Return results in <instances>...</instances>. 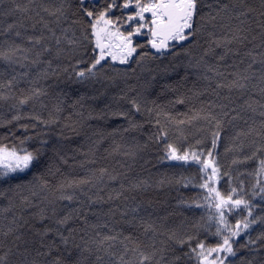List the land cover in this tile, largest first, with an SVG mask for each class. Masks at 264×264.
I'll return each mask as SVG.
<instances>
[{"label":"trees","instance_id":"16d2710c","mask_svg":"<svg viewBox=\"0 0 264 264\" xmlns=\"http://www.w3.org/2000/svg\"><path fill=\"white\" fill-rule=\"evenodd\" d=\"M246 2L260 10V0ZM111 3L84 0L83 8L95 16ZM206 4L212 9L203 11L215 15L216 0ZM223 4L228 11L202 22L194 40L160 55L147 35L134 37V45L145 47L127 64L106 56L89 76L86 70L99 50L93 52V18L84 15L79 0H65L59 17L43 8L60 7V0H0V51L18 49L12 62L0 59V95L6 97L0 99V148L41 149L30 169L0 177V256L11 249L9 264H52L57 258L65 264H119L120 255L132 258L125 245L154 250L150 264H172L177 256V264H196L194 256L184 255L189 247L169 237L174 232L185 240L194 237L192 246L196 240L215 246L222 240L212 235L217 222L209 217L216 210L199 187L206 175L201 166L167 159L168 144L179 154L202 152L201 159L211 150L220 168L211 186L225 195L236 188L234 199L251 200L257 205L253 216L264 215V201L252 195L254 186L259 191L264 185V173L257 174L264 159V37L259 16L241 25L233 11L240 8L238 0H220ZM18 5L29 10L18 11ZM133 11L114 7L106 18L126 35L130 29L123 21ZM80 71L85 78L76 75ZM36 89L42 94L19 104ZM209 115L221 121L219 129L205 119ZM215 131L220 138L212 149ZM254 152V159L245 160ZM226 215L234 225L247 212ZM149 225L155 230L146 232ZM262 232L264 224L253 225L234 238L233 247ZM248 261L264 264L259 242L241 248L226 264Z\"/></svg>","mask_w":264,"mask_h":264},{"label":"snow or ice","instance_id":"6c2138e0","mask_svg":"<svg viewBox=\"0 0 264 264\" xmlns=\"http://www.w3.org/2000/svg\"><path fill=\"white\" fill-rule=\"evenodd\" d=\"M32 0H29L31 3ZM65 0H60V7H48L43 8L44 12L49 13L53 16H62L64 12L63 4ZM81 4V11L87 17H92L93 19L89 21L91 35L95 37V47L93 52L97 49L99 50V55L94 57V62L87 71V75H95L94 69L98 65H101V61H104L106 56H110L111 60H119L121 64H127L129 59L133 57V54H137V49H143L145 45L143 44H133V38L137 36L147 35V43L152 49L156 50V53L164 55L166 50L174 48L177 44L181 42H187L189 40H194L196 35L201 31L202 22L207 20L211 22L220 15L221 12H226L229 9L228 4L220 5V0H216L218 8L216 14L213 15L211 11L205 13L203 11L204 7L207 6L212 9L211 4H206V0H125L123 4L118 5L116 0H112L111 4L106 5L105 11L100 12L98 15L94 16L93 11H88L83 8L84 0H79ZM240 5L239 10L233 8V11L237 12L236 18L240 20L241 25L248 23V18L253 17L252 22H257L255 20V15L260 17L257 22V26L261 29V36L264 37V0H260V10L256 8L249 7L246 0H238ZM114 7H120L123 9H129L130 7L134 9L133 14H130L124 18L123 23L128 25L130 30L127 31L125 35L124 32L116 27V23L106 18V14ZM18 11L27 12L29 9L26 6H17ZM147 14V15H146ZM119 22V18H117ZM103 23L104 27L100 28L98 25ZM13 27L12 25L9 26ZM115 28V31L112 29ZM146 30V31H145ZM242 29H238L240 31ZM19 35V33H17ZM87 38V37H86ZM233 39H246V37L234 36ZM59 43V41H58ZM219 43V42H217ZM18 49L15 47L9 48L8 51H0V59L12 62L15 56V52ZM146 55V54H145ZM143 56H141V59ZM223 59V57H221ZM139 62V61H137ZM264 63V61H262ZM76 75L80 78L86 77L85 71L77 72ZM12 82L9 81V84ZM234 86L243 87V85L238 82H234ZM42 93L39 89L32 92L30 96H26L24 99L19 101V104L24 105L29 102V100L38 97ZM0 99H6V97L0 95ZM183 103V101H180ZM135 106V101H133ZM139 111V107L136 108ZM120 115H125L120 113ZM227 115V113H224ZM264 115V113H261ZM14 120L20 119L19 116H14ZM37 119H39L37 117ZM209 121H215L216 127L219 129L221 127V121L215 116L209 115L205 117ZM43 123H55V121H43ZM27 128V125L24 126ZM166 136L167 133H164ZM213 139L211 141L212 149L217 147L218 140L220 138V132L215 131L212 133ZM23 143V141H21ZM44 143V142H42ZM180 149L172 144H168L166 147V158L169 160L184 161L189 160L197 162L201 167L200 171L205 173L203 177L204 182L199 185L200 188L206 189L208 195L205 196L206 200H211V207L216 210L215 217H209V219H216L217 227L216 232L212 235L222 236V240L218 241L215 246H206L204 241L196 240L195 246H192L194 237L189 236L187 240L178 238L176 233H172L169 239H174L175 242L181 247L187 245L189 247V252L184 253L189 259L193 256L196 260V264H226L230 257H235L237 252L241 248H249L252 245H257L258 242L260 247H264V232L260 233L255 239L251 236L248 237L246 243L240 244L238 248H234L233 245L237 243L234 239L239 237L241 233H246L247 230L257 223L264 224V215L253 216V210L257 205L253 204L251 200L244 198H233V194L239 195L236 188H231L228 193L223 194L217 187L211 186L218 182L220 177V168L217 165L215 158L213 157V152L208 151L207 157L201 159L203 156L202 152L183 150V154L180 153ZM41 149H36L35 152L27 151L26 149H17L13 147L11 149L7 147L0 148V177H7L11 173H23L30 169L32 165L37 162L40 158ZM257 153L254 152L252 156L246 157L245 160H252L256 157ZM237 163V161H233ZM210 169V172H209ZM264 173V159L259 161V169L257 174ZM228 175V173H224ZM260 185V181H257ZM19 187V185L17 186ZM3 195V193H0ZM253 197L259 196L261 201H264V185H260L259 191L255 190V186L252 192ZM66 199H71V197H66ZM236 210L241 212L246 211L247 215L243 216L242 219L237 220L234 225L230 224L228 221V214L234 213ZM251 217V218H250ZM67 217L60 221L63 224L67 222ZM152 229L149 225L145 231ZM153 231L155 229H152ZM227 235H224V233ZM106 240H112L114 237H106ZM128 239V238H126ZM61 243L65 246L68 244V238L60 234ZM79 247V246H77ZM51 251V246H49V252ZM125 254L129 251L132 253V258L125 259V255H120L119 264H150L153 257L156 255L154 250L145 248L141 251V246L136 245L135 247L129 249L125 245ZM12 250L9 249L3 256H0V264H9V255ZM223 253V255H220ZM47 253H37V255H46ZM215 254V255H214ZM21 255H24L23 253ZM71 259V255L67 257ZM97 257V260H100ZM181 257H175L172 264H177ZM27 264H36L35 260L27 262ZM52 264H65V259L57 258L52 261ZM76 264H81L77 261ZM159 264V262H157ZM247 264H252L248 261Z\"/></svg>","mask_w":264,"mask_h":264},{"label":"rangeland","instance_id":"374dc122","mask_svg":"<svg viewBox=\"0 0 264 264\" xmlns=\"http://www.w3.org/2000/svg\"><path fill=\"white\" fill-rule=\"evenodd\" d=\"M103 28V27H102ZM112 31H115V29H112ZM108 57H110V56H108ZM110 59H111V57H110ZM116 61H118L119 62V60H116Z\"/></svg>","mask_w":264,"mask_h":264}]
</instances>
